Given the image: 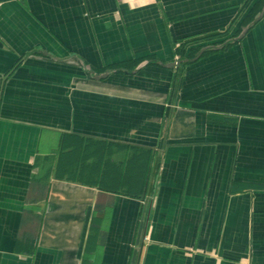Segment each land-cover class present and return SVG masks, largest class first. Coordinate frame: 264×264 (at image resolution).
I'll use <instances>...</instances> for the list:
<instances>
[{
    "label": "crops",
    "instance_id": "0c3cea01",
    "mask_svg": "<svg viewBox=\"0 0 264 264\" xmlns=\"http://www.w3.org/2000/svg\"><path fill=\"white\" fill-rule=\"evenodd\" d=\"M251 2L0 0V264H264ZM69 137L148 151L143 195L56 179Z\"/></svg>",
    "mask_w": 264,
    "mask_h": 264
},
{
    "label": "trees",
    "instance_id": "16d2710c",
    "mask_svg": "<svg viewBox=\"0 0 264 264\" xmlns=\"http://www.w3.org/2000/svg\"><path fill=\"white\" fill-rule=\"evenodd\" d=\"M263 7L264 0H252L242 26L254 22ZM201 40L204 41V44L193 53L191 52L190 57H193L200 48H205V46L226 47L231 44L233 36L227 37V33L214 34ZM67 140L70 142V146L59 152L52 170L56 179L93 187L105 193L135 198L143 195L148 179L147 167L150 161L148 151L137 148L127 149L116 144L89 139L80 140L69 137ZM117 151H126L128 155L123 161H112L111 156Z\"/></svg>",
    "mask_w": 264,
    "mask_h": 264
},
{
    "label": "water",
    "instance_id": "95a60500",
    "mask_svg": "<svg viewBox=\"0 0 264 264\" xmlns=\"http://www.w3.org/2000/svg\"><path fill=\"white\" fill-rule=\"evenodd\" d=\"M262 11H264V8H263V10Z\"/></svg>",
    "mask_w": 264,
    "mask_h": 264
}]
</instances>
